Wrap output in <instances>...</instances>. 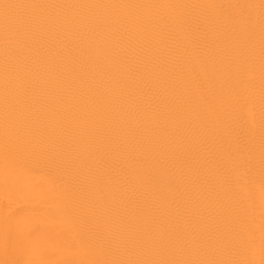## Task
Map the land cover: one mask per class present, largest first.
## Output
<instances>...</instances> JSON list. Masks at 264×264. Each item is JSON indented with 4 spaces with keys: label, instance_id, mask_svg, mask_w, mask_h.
<instances>
[{
    "label": "snow or ice",
    "instance_id": "obj_1",
    "mask_svg": "<svg viewBox=\"0 0 264 264\" xmlns=\"http://www.w3.org/2000/svg\"><path fill=\"white\" fill-rule=\"evenodd\" d=\"M257 29L264 103V0H0L5 192L11 200L20 183L16 167L28 157L63 168L68 183L42 199L58 202L46 209L63 218L58 248L86 257L45 264H264V116L258 225L251 182L221 189L199 162L176 163L178 146L198 144L206 152L208 140L230 131L227 101L204 90L194 70L207 75L209 60L222 63L227 42L245 44L253 56ZM69 31L85 44L71 59L63 52ZM19 212L7 206L3 212L0 264H34L23 254L39 246L38 226ZM257 231L258 262L250 258Z\"/></svg>",
    "mask_w": 264,
    "mask_h": 264
},
{
    "label": "bare ground",
    "instance_id": "obj_2",
    "mask_svg": "<svg viewBox=\"0 0 264 264\" xmlns=\"http://www.w3.org/2000/svg\"><path fill=\"white\" fill-rule=\"evenodd\" d=\"M14 2V0H8ZM33 3L62 4H93V3H258L259 0H24ZM210 39H213L210 37ZM198 34H193V43H199ZM229 54L222 63L209 60L207 75L199 68L194 71L199 74L204 90H211L217 98H224L228 129H221L214 140L207 141V151L200 145L177 147V168L186 164L199 162L207 179L223 189L227 185L245 187L248 182L254 185L255 216L257 225L260 212V132L264 116V103L261 99V64L259 57V35L257 29L255 54L249 57L246 45L240 43L234 48L227 42ZM85 44L70 31L64 39L63 52L69 59L81 55ZM207 76H211L209 85ZM171 123V121H170ZM254 147L250 153L249 148ZM85 156L88 153L85 152ZM206 157V159H201ZM88 159H98L97 155ZM15 175L19 186L12 188V198L9 200L4 188L3 158L0 155V227L3 224L5 207L20 209L18 215L26 222L37 225L35 236L40 244L32 252H25L24 259H30L34 264H45L46 261L59 259H82L83 255L62 252L56 241L63 235L65 227L61 216L51 217L46 209L56 206L54 199L44 200L42 194L51 192L54 185L68 183L69 177L63 168L57 167L48 160L39 157H28L22 165L16 167ZM183 188V185H180ZM257 231V248L254 257L260 260L259 239Z\"/></svg>",
    "mask_w": 264,
    "mask_h": 264
}]
</instances>
